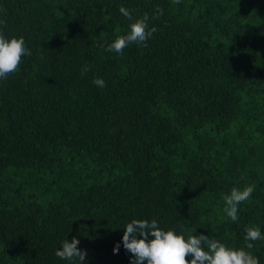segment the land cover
Segmentation results:
<instances>
[{
  "label": "trees",
  "instance_id": "obj_1",
  "mask_svg": "<svg viewBox=\"0 0 264 264\" xmlns=\"http://www.w3.org/2000/svg\"><path fill=\"white\" fill-rule=\"evenodd\" d=\"M0 34L31 52L0 79V264H78L55 255L73 237L83 264H133V219L264 264V0H0Z\"/></svg>",
  "mask_w": 264,
  "mask_h": 264
},
{
  "label": "clouds",
  "instance_id": "obj_2",
  "mask_svg": "<svg viewBox=\"0 0 264 264\" xmlns=\"http://www.w3.org/2000/svg\"><path fill=\"white\" fill-rule=\"evenodd\" d=\"M179 3L180 0H174ZM119 11L127 18L131 19L128 9L121 6ZM163 14V9L157 7L155 18ZM148 16L131 23V31L126 36H117L114 42L107 46V51L122 53L129 43L145 42L152 33L156 31L153 27L148 29ZM147 29V30H146ZM31 55L25 48V41L22 37L5 38L0 34V79H6L8 74L17 70L23 55ZM87 67L82 70V74L87 72ZM98 87H104L105 82L101 78L93 81ZM254 191L253 186H247L243 190L236 187L231 189L230 194L223 197L225 202L224 212L232 220H237L238 205L247 201ZM151 236V239L148 237ZM261 239L259 227L246 228V241H256ZM125 249L132 253L133 264H259V260L250 252L244 249H233L216 239H209L206 235L189 234L187 239L184 235H178L175 230H163L158 226L155 219L148 220L133 219L127 223L122 237ZM79 240L73 237L71 242L64 239L61 247L56 250L55 255L62 260L78 261L83 264L86 251L78 248ZM207 246V251L204 246ZM253 243H247L248 249L253 248ZM119 244L113 251L117 253ZM189 255L192 259H186Z\"/></svg>",
  "mask_w": 264,
  "mask_h": 264
}]
</instances>
